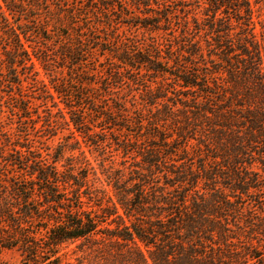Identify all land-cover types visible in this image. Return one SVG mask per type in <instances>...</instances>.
<instances>
[{
    "label": "trees",
    "instance_id": "trees-1",
    "mask_svg": "<svg viewBox=\"0 0 264 264\" xmlns=\"http://www.w3.org/2000/svg\"><path fill=\"white\" fill-rule=\"evenodd\" d=\"M256 1L0 0V253L74 264L62 250L78 241L102 264H264ZM184 7L191 27L158 35ZM55 114L72 141L33 139ZM80 143L120 158L102 169L112 195Z\"/></svg>",
    "mask_w": 264,
    "mask_h": 264
},
{
    "label": "rangeland",
    "instance_id": "rangeland-1",
    "mask_svg": "<svg viewBox=\"0 0 264 264\" xmlns=\"http://www.w3.org/2000/svg\"><path fill=\"white\" fill-rule=\"evenodd\" d=\"M181 4V3H180ZM187 4V3H185ZM191 4V2H190ZM174 8V7H173ZM253 8V21H254V32L256 34V38L260 43L261 46V55H262V70L264 72V0L256 1V3L253 2L252 4ZM191 7H184L181 8L180 12H177L176 19L173 20V27H172V33L170 31H159L158 35L162 36L163 38L169 40L171 39V34L174 36H178L180 33V30L183 26H185V22L189 23V26L191 27ZM168 27H163V29H167ZM191 33V30L189 31ZM36 68L38 66L36 65ZM38 78L42 80L44 83L48 85V78L46 75L43 74V72L38 68ZM7 91L8 89H3V91ZM0 91V123L5 124L8 122L9 118L11 117V111H10V99L7 95L8 93ZM8 92V91H7ZM35 106H38L37 101H33ZM62 107V105H59ZM44 109L43 107H39L37 109V112L39 116H44L43 113ZM52 112L55 113L56 110L52 109ZM55 118L57 120V127L55 130V135L53 137L47 138L43 131L40 130H34L32 131V138L35 140H41L45 141L46 144H49L50 146H56L59 143H65L71 142L72 138L69 134L70 131H72V126L69 124L68 126L62 118H60V114H55ZM66 120L67 117L65 116ZM41 118L36 119L33 117V127L36 126L39 128L41 122H39ZM32 125V124H31ZM14 127V125H13ZM45 136V137H44ZM74 138H76L80 142V137L77 135V133H74ZM65 141V142H64ZM35 142V141H34ZM37 145V143H35ZM81 150L84 151V156L89 164V167L91 168V172L93 171L95 173V176L89 175V179L91 181V184L95 188L103 189L105 193L109 196L112 195L111 188L106 185L105 177L102 174V169L106 168L107 171L113 172L114 170H117L121 168L119 166L120 158L118 157H112L109 160H101V156L98 155L97 152H94L91 148L85 147L82 143ZM77 152H74V155H77ZM68 155V153H66ZM62 253L65 254L64 260L71 263H77L80 262L81 264H102V260L100 259V253L98 252H88L85 251V247L80 244V242H72L67 243L63 245ZM17 261V256L14 253L11 252H2L0 253V264H15Z\"/></svg>",
    "mask_w": 264,
    "mask_h": 264
}]
</instances>
